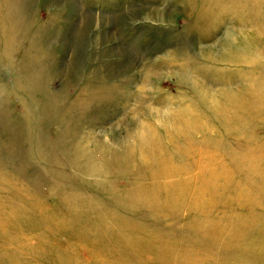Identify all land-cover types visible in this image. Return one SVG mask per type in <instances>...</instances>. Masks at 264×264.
Returning <instances> with one entry per match:
<instances>
[{"label": "rangeland", "instance_id": "obj_1", "mask_svg": "<svg viewBox=\"0 0 264 264\" xmlns=\"http://www.w3.org/2000/svg\"><path fill=\"white\" fill-rule=\"evenodd\" d=\"M0 264H264V0H0Z\"/></svg>", "mask_w": 264, "mask_h": 264}]
</instances>
